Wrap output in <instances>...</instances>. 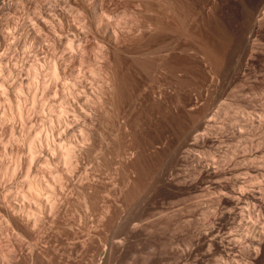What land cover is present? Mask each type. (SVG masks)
<instances>
[{
	"label": "rangeland",
	"instance_id": "1",
	"mask_svg": "<svg viewBox=\"0 0 264 264\" xmlns=\"http://www.w3.org/2000/svg\"><path fill=\"white\" fill-rule=\"evenodd\" d=\"M3 3L0 264H264V0Z\"/></svg>",
	"mask_w": 264,
	"mask_h": 264
},
{
	"label": "bare ground",
	"instance_id": "2",
	"mask_svg": "<svg viewBox=\"0 0 264 264\" xmlns=\"http://www.w3.org/2000/svg\"><path fill=\"white\" fill-rule=\"evenodd\" d=\"M98 1H99V0H98ZM92 2L95 3L96 0H92ZM1 3H2V2H1ZM3 4H4V5H1L0 9H5V10H6L7 7H6L5 3H3ZM99 5H100V4H99ZM10 7H11V6H10ZM9 10H10V9H9ZM1 12H2V11H1ZM60 14H61V13H60ZM50 15H51V14H50ZM65 15H66V14H65ZM59 16H60V15H59ZM259 16H260V15H259ZM53 17H54V16H53ZM64 17H65V16H62V14H61V19H63ZM39 20H40V19H39ZM52 20H53V19H52V15H51V17H49V16H43V17H41V20H40V21H42V23H43L42 25H44V23L46 24V22L48 23L49 21H52ZM59 20H60V19H59ZM30 21H31V20H30ZM40 21H39V22H40ZM261 21H262V20H261ZM258 22H259V21H258ZM39 24H40V23H39ZM44 26H45V25H44ZM251 30H252V29H251ZM60 31H61V30H60ZM49 32H50V31H49ZM57 35H58V34H57ZM61 37H63V36H61ZM79 42H80V41H79ZM72 45H73L72 43H69V49H70V50L72 49ZM74 46H75V45H74ZM247 46H248V45H247ZM246 48H247V47H246ZM248 48H249V47H248ZM4 49H5V48H4ZM1 62H2V61H1ZM36 65H37V64H36ZM54 65H55V64L52 65V66H53V67H52L53 70H55V69H54V68H55ZM34 66H35V65H33V68H32L33 71L35 70V69H34V68H35ZM50 67H51V66H50ZM50 67H49V68H50ZM49 68H48V69H49ZM52 68H50V69H52ZM50 69H49V70H50ZM53 70H52V71H53ZM50 71H51V70H50ZM50 71H49V72H50ZM2 72H3V71H2ZM34 72H35V71H34ZM34 74H35V73H34ZM48 74H49V73H48ZM9 75H10V74H9ZM38 75H39V74H38ZM49 75H50V74H49ZM57 75H58V74L56 73V70H55V72H54V71L51 72V75H50L51 78L49 77V78L51 79V82H52L53 80H56V79H57ZM34 76H35V75H33V77H34ZM34 78H35V77H34ZM50 79H49V80H50ZM5 80L7 81V79H5ZM44 80H45V79H44ZM41 81H42V80H41ZM47 81H48V80H47ZM42 82H43V81H42ZM44 82H45V81H44ZM53 82H54V81H53ZM5 83H6V82H5ZM43 84H44V83H42V85H41L42 89L48 87L47 84H44V85H43ZM69 84H70V83H69ZM45 85H46V87H45ZM65 85H66V81H65ZM102 85H103V84H102ZM0 86H2V85H0ZM39 86H40V85H39ZM43 86H44V87H43ZM66 86H67V85H66ZM71 86H72V85H71ZM71 86H70V87H71ZM19 87H20V86H19ZM31 87H32V86H31ZM72 87H73V86H72ZM26 88H27V87H26ZM68 88H69V87H68ZM82 88H83V87H82ZM36 90H37V89H36ZM4 91H5V90H4ZM10 91H11V90H10ZM17 91H18V90H17ZM11 92H12V91H11ZM15 92H16V91H15ZM42 92H43V90H42ZM82 92H85V91H82ZM91 92H92V91H91ZM5 93H6V91H5ZM12 93H14V92H12ZM85 93H86V92H85ZM15 94H16V93H15ZM17 94H18V93H17ZM5 95H6V94H5ZM18 95H19V94H18ZM35 95H36V93H34V95H33L34 98H35ZM86 95H87V94H86ZM33 96H32V98H33ZM83 96H84V95H83ZM6 97H7V96H6ZM15 97H16V95H15ZM13 98H14V97H13ZM27 98H28V97H27ZM27 98H26V99H27ZM82 98H83V97H82ZM82 98H81V99H82ZM100 98H101V97H100ZM79 99H80V97H79ZM62 100H63V99H62ZM87 100H88V99H87ZM27 101H28V100H27ZM33 101H35V100H33ZM76 101H77V100H76ZM7 102H8V101H7ZM7 102H6V103H7ZM19 102H20V101H19ZM100 102H101V101H100ZM16 103H17V102H16ZM33 103H34V102H33ZM10 104H11V103H10ZM66 104H67V103H66ZM20 105H21V104H20ZM54 105H55V104H54ZM59 105H60V104H59ZM59 105H58V106H59ZM18 106H19V104H18ZM18 106H17V107H18ZM41 106H42V105H41ZM61 106H62V105H61ZM67 106H68V105H67ZM68 107H69V106H68ZM68 107H67V108H68ZM42 108H44V107H42ZM62 108H63V106H62ZM65 108H66V107H65ZM65 108H64V112L66 111ZM53 109H54V106H53ZM60 109H61V108H60ZM17 110L19 111V109H17ZM17 110H16V111H17ZM20 110H21V109H20ZM51 110H52V109H51ZM11 111H12V110H11ZM67 111H68V110H67ZM67 111H66V112H67ZM72 111H73V110H72ZM72 111H71V112H72ZM81 111H82V110H81ZM23 112H24V111H23ZM59 112H61V111H59ZM19 113H20V112H19ZM21 113H22V112H21ZM51 113H52V112H51ZM80 113H81V112H80ZM17 114H18V113H17ZM59 114H60V113H59ZM61 114H62V112H61ZM64 114H65V113H64ZM64 114H63V115H64ZM18 115H20V114H18ZM208 115H209V114H208ZM57 116H58V115H57ZM57 116H56V118H57ZM73 116H74V115H73ZM75 116H76V115H75ZM19 118H20V117H19ZM59 118H60V117L58 116V119H59ZM74 118H75V117H74ZM78 118H79V117H78ZM204 118H205V117H204ZM62 119H63V117H62ZM213 119H214V117H213ZM251 119H252V118H251ZM67 120H69V119H67ZM77 120H79V119H77ZM70 121H71V120H70ZM84 121H85V120H84ZM209 121H210V120L206 118L204 121L200 122V123L198 124L197 130L201 129V128H202L205 124H207ZM249 121H250L251 124H252V121H253V120L251 121V120L249 119ZM59 122H60V121H59ZM73 122H74V121H73ZM77 122H78V121H77ZM77 122H76V123H77ZM80 122H81V121H80ZM76 123H75V124H76ZM214 123H215V122H214ZM75 124H74V125H75ZM83 124H84V123H83ZM248 124H249V123H248ZM259 124H260V123H259ZM74 125H73V126H74ZM207 125H208V124H207ZM252 125H254V123H253ZM67 126H68V124H67ZM247 126H248V125H247ZM85 127H86V126H85ZM90 127H91V126H90ZM252 127H253V126H252ZM252 127H251V128H252ZM67 128H68V127H67ZM71 128H72V127H71ZM71 128H70V130H71ZM74 128H77V126L75 125ZM86 128H87V127H86ZM209 128H210V127H209ZM211 128H212V127H211ZM214 128H215V127H214ZM79 129H80V128H79ZM203 130H204V129H203ZM250 130H251V129H250ZM65 131H66V130H65ZM68 131H69V130H68ZM74 131H75V130H74ZM76 131H77V130H76ZM82 131H84V130H82ZM208 131H209V130H208ZM78 132H79V131H78ZM84 132H85V131H84ZM80 133H81V132H80ZM82 133H83V132H82ZM201 133H202V132H201ZM69 134H70V133H69ZM195 134H196V133H195ZM51 135H52V134H51ZM62 135H63V134H62ZM71 135H72V134H71ZM84 135H85V134H84ZM204 135H205V134H204ZM58 136H59V135H58ZM60 136H61V135H60ZM82 136H83V135H82ZM194 136H195V135H194ZM72 137H73V136H72ZM80 137H81V136H80ZM86 137H87V136H86ZM196 137H197V135H196ZM196 137H195V138H196ZM198 137H199V136H198ZM203 137H204V136H203ZM67 138H68V137H67ZM81 138H84V136L81 137ZM191 138H192V137H191ZM199 138H201V140H202V137H199ZM207 138H209V137H207ZM52 139H53V138H52ZM58 139H59V138H58ZM87 139H88V138H87ZM196 139H197V138H196ZM205 139H206V137L204 138V140H205ZM211 139H212V138H211ZM33 140H35V139H33ZM59 140H60V139H59ZM198 140H199V139H198ZM204 140H203V142H204ZM212 140H214V139H212ZM31 141H32V139H31ZM36 141H37V139H36ZM56 141H57V140H56ZM81 141H82V140H81ZM84 141H86V140H84ZM84 141H83V142H84ZM196 141H197V140H196ZM206 141H208V140H206ZM198 142H199V141H198ZM198 142H197V143H198ZM214 142H215V141H214ZM33 143H35V142H33ZM43 143H44V142H43ZM62 143H63V142H62ZM193 143H194V142H193ZM195 143H196V142H195ZM203 144H204V143H203ZM28 145H29V144H28ZM30 145H31L30 148H33V147H32V142L30 143ZM46 145H47V144H46ZM69 145H70V144H69ZM194 145H195V144H194ZM200 145H201V144H200ZM190 146H191V145H190ZM198 146H199V145H198ZM57 147H58V145H57ZM69 147H70V146H69ZM77 147H78V146H77ZM72 148H74V147H72ZM46 149H47V148H46ZM64 149H65V148H64ZM86 149H87V148H86ZM33 150H34V149H33ZM65 150H66V149H65ZM71 150H72V149H71ZM71 150L69 151V153L71 152ZM58 151H60V150H58ZM63 151H64V150H63ZM42 152H43V151H42ZM67 152H68V151L65 152V157L62 155V153L60 154V155H62V156L64 157L63 159H65V161H66V159H68V158H66V156L68 155ZM233 152H234V151H233ZM32 153L34 154V152H32ZM35 153H36V152H35ZM51 153H52V149H51ZM104 153H105V152H104ZM63 154H64V153H63ZM71 154H72V152H71ZM73 154H74V153H73ZM73 154H72V155H73ZM236 155H237V154H236ZM243 155H244V154H243ZM243 155H242V157H243ZM245 155H246V154H245ZM252 155H253V154H252ZM51 156H52V155H51ZM75 156H76V155H75ZM40 157H41V156H40ZM44 157H45V156H43V158H44ZM55 157H56V156H55ZM232 157H233V156H232ZM240 157H241V156H240ZM244 157H245V156H244ZM36 158H37V157H36ZM27 159H28V158H27ZM44 159H45V158H44ZM72 159H73V158H72ZM70 160H71V159H69V160H67V161L70 162ZM73 160H74V159H73ZM234 160H235V159H234ZM60 161H61V160H60ZM244 161H245V160H244ZM75 162H76V161H75ZM236 162H237V161H236ZM67 163H68V162H67ZM240 163H241V162H240ZM30 165H31V164H30ZM46 165H48V164H46ZM49 165H50V164H49ZM66 166H68V165H66ZM66 166H65V167H66ZM72 166H73V165H72ZM49 167H50V166H49ZM68 168H69V167H68ZM72 168H73V167H72ZM238 168H239V167H238ZM240 168H241V167H240ZM242 168H243V167H242ZM69 169H70V168H69ZM230 169H231V168H230ZM230 169H229V170H230ZM232 169H233V168H232ZM235 169H237V168H235ZM48 170H49V169H48ZM207 171H208V170H207ZM214 171H215V170H214ZM219 171H220V170H219ZM219 171H218V172H219ZM221 171H222V170H221ZM238 171H239V170H238ZM69 172H70V171H69ZM231 172H232V171H231ZM247 172H248V171H247ZM212 173H213V172H212ZM214 173H216V172H214ZM224 173H227V172L224 171ZM52 174H53V173H52ZM216 174H217V173H216ZM34 175H35V174H34ZM51 176H52V175H51ZM55 176H57V174H55ZM60 176H61V175H60ZM206 176H207V175H206ZM234 176H235V175H234ZM238 176H239V175H238ZM238 176H237V177H238ZM232 177H233V176H232ZM53 178H55V177H53ZM57 178H58V177H57ZM227 178H228V177H227ZM237 179H238V178H237ZM51 180H52V179H51ZM60 180H62V179L60 178ZM226 180H227V179H226ZM232 180H233V179H232ZM39 181H40V180H39ZM58 181H59V180H58ZM219 181H220V180H219ZM27 183H28V182H27ZM55 183H56V182H55ZM61 183H62V181H61ZM234 184H235V183H234ZM39 185H40V184H39L38 182H36V181H35V182L32 181L31 183H29V184L27 185V186H28V189H29V190H27V191H28V192L30 191V193H31V192L33 193V194L31 193V194H32V199L34 200V202L32 201L33 204H34V203L41 204L40 202H42V201L44 200V199H43L44 197L41 198V196L38 195V194H40V193H39V192H40ZM41 185H42V184H41ZM61 185H62V184H61ZM46 186H47V184H46ZM62 186H63V185H62ZM52 187H53V186H52ZM234 187H235V186H234ZM44 188H45V187H44ZM44 190H46V191H50V190H48V188H45ZM59 190H60V189H59ZM62 190H63V189H62ZM235 190H236V189H235ZM235 190H234V192H235ZM46 191H45V193H46ZM236 191H237V190H236ZM43 192H44V191H43ZM59 192H60V191H59ZM61 192H62V191H61ZM232 193H233V192H231V194H232ZM238 193H240V192H238ZM238 193H237V194H238ZM46 194H48V193H46ZM235 194H236V192H235L232 196H234ZM244 194H245V193H244ZM225 195H226V194H225ZM228 195H229V194H228ZM239 195H240V196H243L242 192H241ZM239 195H237V197H236V196H234V197L231 196V197H232L233 199L235 198V200H236V199L238 200V201H237V202H238L237 204H238V206L242 209L241 197L239 198ZM226 196H227V195H226ZM25 197H26V196H25ZM45 198H47V197H45ZM253 198L256 199V197H253ZM42 199H43V200H42ZM242 199H243V198H242ZM49 201H51V200H49ZM252 201H253V200H252ZM51 202H52V201H51ZM43 203H44V202H43ZM253 203H254V202H253ZM47 204H49V203H47ZM31 205H32V204H31ZM36 205H37V204H36ZM49 206H50V205H49ZM52 206H54V204H53ZM55 206H56V205H55ZM34 207H35V205H34ZM37 207H38V206H37ZM47 207H48V206H47ZM253 207H254V206H253ZM38 208H39V207H38ZM53 208H54V207H53ZM34 209H35V208H34ZM259 209H260V208H259ZM11 210H12V209H11ZM31 210H32V209H31ZM50 210H51V209H50ZM31 212H32V211H31ZM34 212H35V211H34ZM18 213H19V212H18ZM248 215H249V214H248ZM27 216H28V214H27ZM0 217H1V216H0ZM32 217H33V216H32ZM36 217H37V216H36ZM27 218H28V217H27ZM5 220H6V219H5ZM37 220H38V219H37ZM39 220H40V219H39ZM8 222H9V221H8ZM36 225H37V224H36ZM252 225H253V224H252ZM252 225H250V226H252ZM252 227H253V226H252ZM255 228H256V227H255ZM255 228L253 227V229H255ZM1 229H2V228H1ZM15 236H16V235H15ZM13 237H14V236H13ZM254 245H255V244H254ZM255 246H256V245H255ZM253 247H254V246H253ZM34 249H35V248H34Z\"/></svg>",
	"mask_w": 264,
	"mask_h": 264
}]
</instances>
